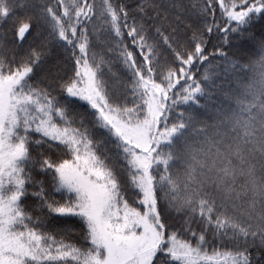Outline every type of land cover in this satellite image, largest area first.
<instances>
[{"label":"snow or ice","instance_id":"1","mask_svg":"<svg viewBox=\"0 0 264 264\" xmlns=\"http://www.w3.org/2000/svg\"><path fill=\"white\" fill-rule=\"evenodd\" d=\"M0 264H264V0H0Z\"/></svg>","mask_w":264,"mask_h":264},{"label":"trees","instance_id":"2","mask_svg":"<svg viewBox=\"0 0 264 264\" xmlns=\"http://www.w3.org/2000/svg\"><path fill=\"white\" fill-rule=\"evenodd\" d=\"M161 3L164 4H168L171 2H174V0H160ZM175 2L178 3H183L185 5H187L189 3V0H175ZM170 11H174V10H170ZM181 28H183V25H181ZM191 33L187 32V36L190 37ZM235 42V41H234ZM213 43H218V41H216L215 39L213 40ZM97 50H100V46H97ZM209 50H211V45H209ZM64 58V53L61 51H58L56 48H53L52 50V54L49 57V64L48 67L51 68V70L53 72H55L57 70V65L59 64L60 61H62ZM120 70V66L119 65H115L114 66V71H119ZM201 71H203V69L201 68ZM222 71V69H221ZM223 81V75L220 77V80L218 82ZM225 87H228L227 85H225ZM217 97L214 95L212 97V101H216ZM212 101H209V103L211 104Z\"/></svg>","mask_w":264,"mask_h":264}]
</instances>
